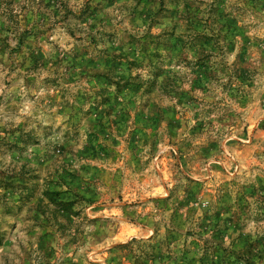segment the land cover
Returning <instances> with one entry per match:
<instances>
[{"label": "rangeland", "instance_id": "374dc122", "mask_svg": "<svg viewBox=\"0 0 264 264\" xmlns=\"http://www.w3.org/2000/svg\"><path fill=\"white\" fill-rule=\"evenodd\" d=\"M0 264H264V0H0Z\"/></svg>", "mask_w": 264, "mask_h": 264}]
</instances>
